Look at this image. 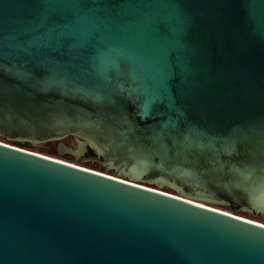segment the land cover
<instances>
[{"label":"water","instance_id":"1","mask_svg":"<svg viewBox=\"0 0 264 264\" xmlns=\"http://www.w3.org/2000/svg\"><path fill=\"white\" fill-rule=\"evenodd\" d=\"M68 135L116 174L0 139V264H264V0H0V136Z\"/></svg>","mask_w":264,"mask_h":264},{"label":"rangeland","instance_id":"2","mask_svg":"<svg viewBox=\"0 0 264 264\" xmlns=\"http://www.w3.org/2000/svg\"><path fill=\"white\" fill-rule=\"evenodd\" d=\"M62 142L67 147H70L69 142H66V141H62ZM23 148L34 151V152H39V153H42V154H45V155H48L54 158L62 159V160H65L71 163L79 164V165L92 168V169H98L100 167L98 160H95V159H87L84 162L78 163L75 157L68 152L61 155L59 152L58 142L48 141V142H41V143H34V144L29 143L28 146H25ZM48 151H51L54 154L53 153L51 154ZM239 211L240 213H237V214L240 216H245L252 220H256L258 222L264 223V216L261 213L254 214L250 210H247V209H239Z\"/></svg>","mask_w":264,"mask_h":264},{"label":"trees","instance_id":"3","mask_svg":"<svg viewBox=\"0 0 264 264\" xmlns=\"http://www.w3.org/2000/svg\"><path fill=\"white\" fill-rule=\"evenodd\" d=\"M0 139L5 140V141H7V142H9L11 144H14V145H17V146H20V147L28 146V144L30 143V142H27V141L23 142V141H18V140H14V139L13 140H6V139H4L1 136H0ZM48 152L51 153V154L53 153L51 151H48ZM98 162H99V166H101L103 168V170L108 169L109 172L116 174V172H117V168L116 167H109V168H107L103 162H101L100 160H98ZM147 185H150V186H153V187H159L155 183H148ZM162 188L165 189V190H167V191L177 193V191L174 188H172V187L163 186ZM216 205L218 207L231 210V211H233L235 213H240L239 210H236L234 207L230 206L229 204H222V203H220V204H216Z\"/></svg>","mask_w":264,"mask_h":264},{"label":"flooded vegetation","instance_id":"4","mask_svg":"<svg viewBox=\"0 0 264 264\" xmlns=\"http://www.w3.org/2000/svg\"><path fill=\"white\" fill-rule=\"evenodd\" d=\"M62 141L69 142L70 147H75L76 145H78V138L75 135H68L60 140H53L52 142H58V146H59L60 142Z\"/></svg>","mask_w":264,"mask_h":264},{"label":"bare ground","instance_id":"5","mask_svg":"<svg viewBox=\"0 0 264 264\" xmlns=\"http://www.w3.org/2000/svg\"><path fill=\"white\" fill-rule=\"evenodd\" d=\"M39 153V152H38ZM54 158V157H53ZM58 159V158H57ZM241 217H243V218H245V219H249L250 220V218H248V217H245V216H241ZM260 223H262V222H260Z\"/></svg>","mask_w":264,"mask_h":264}]
</instances>
